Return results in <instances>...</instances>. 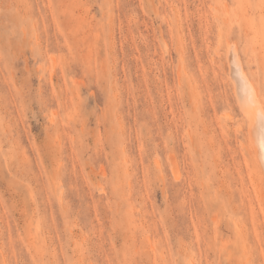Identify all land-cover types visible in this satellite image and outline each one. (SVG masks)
Returning a JSON list of instances; mask_svg holds the SVG:
<instances>
[{
	"label": "rangeland",
	"instance_id": "rangeland-1",
	"mask_svg": "<svg viewBox=\"0 0 264 264\" xmlns=\"http://www.w3.org/2000/svg\"><path fill=\"white\" fill-rule=\"evenodd\" d=\"M153 3L0 0V264H264V0Z\"/></svg>",
	"mask_w": 264,
	"mask_h": 264
},
{
	"label": "bare ground",
	"instance_id": "bare-ground-1",
	"mask_svg": "<svg viewBox=\"0 0 264 264\" xmlns=\"http://www.w3.org/2000/svg\"><path fill=\"white\" fill-rule=\"evenodd\" d=\"M148 1L151 3L153 9L157 12V7H156V5H154L153 0H148ZM234 46H235V44H234ZM234 46L233 45L229 46V49H227V51H226L227 57L226 56L225 57L227 58L226 60H227V65H228V70H229L228 74H229L230 79L233 83V92H234L236 102L238 104L237 106L240 109L239 111H241L240 113H242L243 119L246 123L245 126H247V134H248L247 140H248V145H249L248 151L251 154L252 158L255 159L254 162L256 163V166L260 168L262 174L264 175V98L262 96L261 91L255 86L253 81L249 78L247 73L244 71L245 69H243V65L241 62L242 60H240L241 58L238 56L239 53H237V49H235L236 47H234ZM243 119H242V121H243ZM172 163H174V160ZM175 171L173 170L172 173L174 172V174H175ZM257 191H260V189ZM263 193H264V190H263ZM259 202H261V201H259ZM261 203L264 204L263 202H261ZM262 206H264V205H262ZM248 208H250V207H247V210H250ZM252 210H254V209H252ZM255 212H256V210H255ZM260 213H262V212H260ZM212 221H214L216 223V220H212ZM262 221H264V220L262 219ZM262 223H264V222H262ZM239 228H241V227H239ZM236 229H237V226H236ZM237 234H238V232H237ZM198 246H199V244H198ZM244 246H246V245L244 244ZM249 264H251V263H249Z\"/></svg>",
	"mask_w": 264,
	"mask_h": 264
}]
</instances>
